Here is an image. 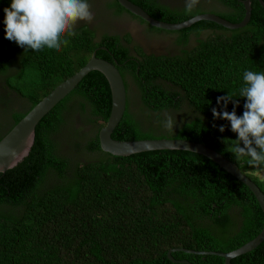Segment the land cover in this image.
Segmentation results:
<instances>
[{"label": "trees", "instance_id": "1", "mask_svg": "<svg viewBox=\"0 0 264 264\" xmlns=\"http://www.w3.org/2000/svg\"><path fill=\"white\" fill-rule=\"evenodd\" d=\"M129 1L168 24L209 13L232 24L245 17V0H199L189 15L185 0H174L175 6L171 0ZM98 3L109 21L127 15L148 33L172 38L177 55L149 56L130 35H99L87 27L75 29L60 52L25 49L5 38L3 9L11 0H0V141L97 51V58L115 64L127 89L126 113L114 140L206 145L236 164L264 194V169L230 152L236 134L229 121L212 113L224 110L217 100L229 93L234 101L227 111L235 106L242 115L243 72H264L259 2L252 0L251 20L243 29L199 22L178 32L150 27L117 0ZM111 107L106 78L91 72L37 126L29 156L0 173V264H174L170 250L230 253L262 232L264 213L253 193L209 159L185 151L125 158L103 152L99 132ZM165 113L176 117L173 132L163 127ZM172 256L191 264H225L217 256ZM231 264H264V243Z\"/></svg>", "mask_w": 264, "mask_h": 264}, {"label": "water", "instance_id": "2", "mask_svg": "<svg viewBox=\"0 0 264 264\" xmlns=\"http://www.w3.org/2000/svg\"><path fill=\"white\" fill-rule=\"evenodd\" d=\"M264 8L263 0H257ZM118 4L128 13L138 17L150 27L168 32H178L192 27L199 22H211L227 30L235 31L245 28L252 16V0L243 1L245 8V17L239 24H232L215 14L198 15L186 22L180 24H168L152 18L141 7L133 4L129 0H117ZM105 50V49H103ZM95 51L90 61L77 72L73 77L66 80L55 88L48 96L39 102L1 141H0V173L5 174L15 168L26 157L29 156L35 142L36 129L40 122L91 72L101 73L107 80L112 97V107L107 125L99 132L100 148L103 152L115 157H130L137 154L156 152V151H185L203 156L225 172L247 186L255 196L264 213V194L260 188L240 169L215 150L206 145L186 140L154 139L143 141L122 142L116 141L112 135L120 122L122 121L127 109V89L124 79L115 64L96 57ZM264 243V228L262 232L252 241L248 242L238 250L230 253L217 252H196L188 249H173L168 252V259L174 264H191L190 262L177 261L173 258V253L183 252L191 255L217 256L225 260V264H231V261L256 250Z\"/></svg>", "mask_w": 264, "mask_h": 264}, {"label": "clouds", "instance_id": "3", "mask_svg": "<svg viewBox=\"0 0 264 264\" xmlns=\"http://www.w3.org/2000/svg\"><path fill=\"white\" fill-rule=\"evenodd\" d=\"M199 4V0H185V14L189 15ZM4 11L5 38L18 46L34 51H62L76 35L75 28L85 22L91 24L94 15L89 0H11ZM239 97L246 98L242 115H237L235 106L227 111L233 95L219 97L218 104L223 111L212 109L213 117L230 122L231 131L236 134L230 152L238 159L256 169H264V72L245 70L243 86ZM238 104V101L234 102ZM163 127L173 132L176 117L165 113ZM220 132L225 131L220 126Z\"/></svg>", "mask_w": 264, "mask_h": 264}, {"label": "rangeland", "instance_id": "4", "mask_svg": "<svg viewBox=\"0 0 264 264\" xmlns=\"http://www.w3.org/2000/svg\"><path fill=\"white\" fill-rule=\"evenodd\" d=\"M94 3H97L99 5L98 0L96 1L94 0ZM170 3L173 4V6L177 4L174 3V0H171ZM86 24L87 23L85 22H81L76 26V28L85 26ZM90 29L92 31L93 29H95V31L98 30L99 35H101L104 32H109L110 34L116 33L122 36L130 35L134 39L135 46L145 49L147 53L169 55L172 57L177 55L178 50L174 46L173 44L174 42L172 41V38L170 37L168 38L166 37V35L164 37L159 38L151 33H148V29L146 26H143L141 23L135 21L134 19L130 18L127 15H123L119 19H115L113 18V16H111L110 22H108L106 29H101L97 26H94L93 29L92 28ZM195 46L196 43L193 40L191 42L190 49L193 50ZM150 47H152V49L148 50ZM131 96L133 99V93H131ZM80 162H85V160L81 159ZM260 176L261 177L264 176V172L260 173Z\"/></svg>", "mask_w": 264, "mask_h": 264}, {"label": "flooded vegetation", "instance_id": "5", "mask_svg": "<svg viewBox=\"0 0 264 264\" xmlns=\"http://www.w3.org/2000/svg\"><path fill=\"white\" fill-rule=\"evenodd\" d=\"M97 4V3H96ZM90 5H91V10H92V12H93V15H94V20H93V22L91 23V24H86L85 26H82V27H87L88 29H90V28H94V26H97V27H99V28H101V29H106L107 28V25H108V22H110L108 19H107V17H104L103 16V9L102 8H100L99 7V5L97 6V5H95L94 4V1H91V3H90ZM90 27V28H89ZM80 28V27H79ZM75 29H77V28H75ZM91 30V29H90ZM95 29H93V31H94ZM92 31V30H91ZM116 34V33H115ZM110 36H114V34H109ZM115 36H119V35H115ZM120 37V36H119ZM142 49V48H141ZM152 49V47H150L148 50H151ZM142 51L145 53V54H147V55H149V56H151V55H154V54H152V53H147L146 52V50L145 49H142Z\"/></svg>", "mask_w": 264, "mask_h": 264}]
</instances>
